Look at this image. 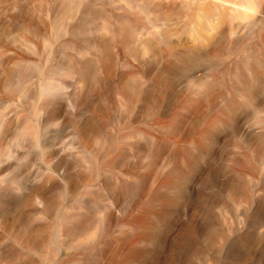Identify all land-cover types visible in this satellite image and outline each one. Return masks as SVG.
<instances>
[{"label":"rangeland","instance_id":"obj_1","mask_svg":"<svg viewBox=\"0 0 264 264\" xmlns=\"http://www.w3.org/2000/svg\"><path fill=\"white\" fill-rule=\"evenodd\" d=\"M63 1L0 0V264H264V70L228 46L264 2L200 48L156 11L229 2Z\"/></svg>","mask_w":264,"mask_h":264},{"label":"bare ground","instance_id":"obj_2","mask_svg":"<svg viewBox=\"0 0 264 264\" xmlns=\"http://www.w3.org/2000/svg\"><path fill=\"white\" fill-rule=\"evenodd\" d=\"M69 1L70 0H67V2H64V4L66 5V3H69ZM72 1V0H71ZM129 2H131L132 4H133V1H135V0H133V1H130V0H128ZM137 2H139V3H141V4H138L139 6H140V10L141 9H143V11L146 9H144L142 6H144V7H150V8H147L145 11H150L149 12V14L147 13V12H143V13H147L148 14V16L146 15V16H143V17H145L144 19L145 20H148L147 22L149 23L150 22V25H152V24H154V23H157L158 21H159V19L157 18V17H159V18H161L162 20L164 19L165 20V18L168 20H173V19H175L174 21H175V23H182V25H183V27L186 25V26H188V23L190 22L191 24H190V26L189 27H191V25H192V27L190 28L191 29V34H190V37H191V39L196 43L197 42V44L195 45V46H197L198 44V46H200V48L202 47H206V46H208V45H206V43H205V41L208 43V44H210L211 43V45H212V42L213 43H215L214 42V38H215V41H217L218 40V38L223 34V30H225L224 28H225V26H223V23L224 22H226L227 24H228V26H229V30L232 32H234L235 31V28H237L239 25H240V23L241 24H243V21H245V20H249V19H251L252 18V14H251V11H253V9L255 8V7H257V6H261L260 4H262L264 1L263 0H220V1H223V2H226V3H228L229 2V4H231V5H233V7L231 8V9H229V10H231V11H233L232 13H229V17L230 18H227V16H226V12H224V10H223V12H222V10L220 9V8H218V9H220L221 11H217L218 9H217V7H216V5L214 6L213 4V6H211L210 4H206V2H202V3H199V5L198 6H196L195 8H197V10H195V8H193L192 6L193 5H191L192 4V2L190 1V3L191 4H189V3H184L183 2V4L182 5H180V6H178V7H175V6H168L169 7V9H170V11H171V13L169 14L168 12V14L166 13V12H164L163 14H162V16L160 15L161 14V12H160V10L162 9H160V10H157L156 12H159L160 14H158V13H155V11H154V13H153V10L151 9V8H153V9H156V4H158V6L157 7H159V3H158V1L156 2L155 0H136ZM150 1V2H149ZM160 1V0H159ZM168 1H170V0H168ZM189 1V0H188ZM73 2V1H72ZM125 2V1H124ZM156 2V3H155ZM178 2V1H177ZM61 3V2H60ZM167 3V2H166ZM172 3V2H171ZM74 4V3H73ZM162 4V3H161ZM181 4V3H180ZM136 5H137V3H136ZM135 5V7H137ZM152 5V6H151ZM165 5V4H164ZM167 5H169V4H167ZM167 5H165L166 7H167ZM196 5V4H195ZM264 5V4H263ZM163 6V5H162ZM164 6V7H165ZM132 7L133 8H135L133 5H132ZM142 7V8H141ZM155 7V8H154ZM161 7V6H160ZM262 7V6H261ZM263 8V7H262ZM149 9H151V10H149ZM158 9V8H157ZM164 9V8H163ZM139 10V12H142V11H140ZM226 11H227V9H226ZM191 12H192V14H191ZM152 13H153V15L156 17V15L155 14H158L157 15V20L155 19V17L152 15ZM128 14V13H127ZM144 14V15H145ZM228 14V13H227ZM123 15H124V13H123ZM122 15V16H123ZM138 16H140V14H137ZM142 15V14H141ZM151 15V16H150ZM161 17H160V16ZM165 15V16H164ZM118 16H120V15H118ZM117 16V17H118ZM127 16V15H126ZM125 16V17H126ZM130 16V18L129 19H131V14L129 15ZM152 16H153V18H152ZM163 17V18H162ZM123 18V17H122ZM134 18V17H133ZM132 18V19H133ZM136 18V17H135ZM134 18V19H135ZM121 19V18H120ZM131 19V20H132ZM143 18H142V16H141V20H140V18L138 19L137 18V21L135 22V23H133V22H131L132 24H133V26L132 27H129L128 26V24L127 23H129L128 22V20H126L127 21V23H125L124 22V20H122L125 24H127L126 26H125V24H123L122 25V22H121V20L120 21H118L117 23L119 24L120 22H121V25H122V27H119V29L122 31V29L121 28H123V31L125 32V27H127V29H126V35L128 34V37L129 36H131V37H129V39L130 38H138V35L139 34H141V35H139L140 37H139V39L141 38V36L143 37L144 35L146 36V34L144 33L146 30L145 29H147V30H149L150 28H147L148 26H144V25H146V21L144 20ZM152 19V20H151ZM153 19H155V20H153ZM160 19V20H161ZM117 20H119V19H116V21ZM130 20V21H131ZM140 20V21H139ZM143 20L145 21V22H143ZM161 20V21H162ZM163 20V21H164ZM167 20H165L166 22H167ZM137 22H141L142 24L140 25L139 23H137ZM160 22V21H159ZM188 22V23H187ZM131 23H129V24H131ZM136 23L138 24V26L136 25ZM184 23V24H183ZM226 23H224V25L226 24ZM134 24H135V26H134ZM162 24V26H163V24L165 25V23L163 22V23H161ZM148 25V24H147ZM181 24H179L178 26L181 28L182 26H180ZM238 25V26H237ZM155 25H153V27H154ZM169 26V25H168ZM237 26V27H236ZM110 27V26H109ZM114 27V26H113ZM118 28V25H116L115 26V28ZM165 27H166V25H165ZM182 27V29H184ZM116 28V32L115 33H117L116 34V38L117 37H119V34H121V33H123V31L121 32V33H119V32H117V30H119V29H117ZM169 28H171V27H169ZM174 28V27H173ZM175 28H177V25H176V27ZM187 28V27H186ZM111 29H113V28H109V31L111 30ZM177 30V29H176ZM180 30V29H179ZM228 30V31H229ZM111 31H113L114 32V29L113 30H111ZM110 31V33H111V36H112V33L113 32H111ZM150 31V30H149ZM149 31H148V33H149ZM186 31V30H185ZM185 31H183V33L185 32ZM190 31V30H189ZM189 31H186V32H189ZM140 32H142V33H144L143 35H142V33H140ZM151 32V31H150ZM178 32V31H177ZM181 32V31H180ZM209 32H211V33H209ZM114 33V34H115ZM156 33V32H155ZM150 34V33H149ZM163 34L164 33H162L161 35L163 36ZM261 34V31H259V35L256 33L255 34V36L257 35V36H259V37H254L253 38V36L251 37V36H249V37H242V39L240 40V41H233V40H235V39H229L228 40V43H229V50H230V54H232V56L234 55V56H236L237 57V60L236 61H238V62H240V64L239 63H237L238 65H236L237 67V69H239V70H243V69H247L248 67H250V69L251 70H264V65L262 64H260V60H259V55H257L258 53H260V51L262 50V47H264L263 46V44H264V38H263V36H262V34H264L263 32H262V34ZM121 35H123V34H121ZM125 35V34H124ZM125 35V36H126ZM155 35V34H154ZM156 35H157V33H156ZM156 35H155V37H156ZM160 35V34H159ZM217 35V36H216ZM111 36H109V37H111ZM144 36V37H145ZM216 36V37H215ZM115 37V36H114ZM127 37V38H128ZM147 37H149V36H147ZM157 37H158V35H157ZM222 37H223V35H222ZM116 38H115V40H116ZM123 40H124V38H123V36L121 37ZM138 39V40H139ZM149 39V38H148ZM152 39H153V37H152ZM158 39V38H157ZM164 39V38H163ZM190 39V40H191ZM110 40H111V38H110ZM114 40V39H113ZM119 40V39H118ZM122 40V41H123ZM132 40V39H131ZM131 40H129L130 42L129 43H131ZM135 40V39H134ZM156 40V39H155ZM160 40H162L161 38H160ZM165 40V39H164ZM179 40H180V37H179ZM192 40H191V42H192ZM213 40V41H212ZM128 41V40H127ZM142 42H144L143 40H141ZM141 41H140V43H141ZM166 41V40H165ZM164 41V42H165ZM118 42V41H117ZM133 42V41H132ZM148 41H146V42H144V43H141V44H138L137 46H135V47H138L139 46V50H138V53L140 54V56H143L145 53H147L148 51L151 53V51H153V48L154 49H156L157 48V46H154L153 47V43L151 42V39H150V41L149 42H151L152 44H150L149 42H148V44H146ZM169 42V41H168ZM168 42H166V43H168ZM204 43V44H203ZM128 44V43H127ZM150 44V47L148 46ZM179 44H180V42H179ZM124 45V44H123ZM168 45V44H167ZM203 45V46H202ZM231 45V46H230ZM131 47V46H130ZM153 47V48H152ZM156 47V48H155ZM163 48L165 47V46H162ZM121 49H123V48H121ZM126 49V48H125ZM130 49V48H129ZM128 49V51L130 52V50ZM136 49V48H135ZM134 49V50H135ZM165 49V48H164ZM151 50V51H150ZM159 50V49H158ZM257 50H258V53H257ZM264 50V49H263ZM127 51V52H128ZM155 51V50H154ZM157 51V50H156ZM161 50H159V52H160ZM199 51V48H198V50L196 51V52H194V54H192L191 52H190V54H189V57H188V55H187V57L185 56V58H183V59H181L180 57H182V56H178L179 57V62H176L175 64H177L178 65V63H179V66H175V67H178V68H182L183 66H185L186 64H187V62H190V61H193V62H195V61H197L198 62V59L201 57V53H199L198 52ZM121 52V51H120ZM126 52V51H125ZM135 52V51H134ZM137 52V51H136ZM134 53V54H138V53ZM256 52V53H255ZM122 53V52H121ZM153 53V55H154V52H152ZM151 53V54H152ZM157 53V52H156ZM119 54V53H118ZM138 54V55H139ZM192 54V55H191ZM123 55V54H122ZM125 55V54H124ZM136 56L135 58H137V57H139V56ZM262 53H261V58H262ZM124 57V56H123ZM153 57V56H152ZM141 58V57H140ZM192 58V59H191ZM138 59V58H137ZM178 59V58H177ZM236 59V58H235ZM262 60V59H261ZM173 61H175V60H173ZM177 61V60H176ZM252 61V62H251ZM138 62V61H137ZM251 62V63H250ZM263 62V61H262ZM261 62V63H262ZM173 63V62H172ZM248 63H250V64H252V65H250V66H246ZM139 64V63H138ZM165 64H166V62H165ZM169 64H171V63H168V64H166L168 67L170 66ZM132 65V64H131ZM166 65H165V67H166ZM254 65V66H253ZM124 66H127V64H125ZM139 66V65H138ZM171 66L173 67V65L171 64ZM170 66V67H171ZM198 66H200V65H198ZM135 67L137 68V66L135 65ZM167 67V68H168ZM174 67V68H175ZM247 67V68H246ZM174 68H172V69H174ZM200 68V67H199ZM201 68H202V70H203V68H205L204 66H202L201 65ZM169 69V68H168ZM177 69V68H176ZM249 69V68H248ZM48 85V87H52V86H49V84H47ZM45 88H47V87H45ZM44 88V89H45ZM47 89H49V88H47ZM51 89V88H50ZM46 90V89H45ZM42 91H44V90H42Z\"/></svg>","mask_w":264,"mask_h":264}]
</instances>
